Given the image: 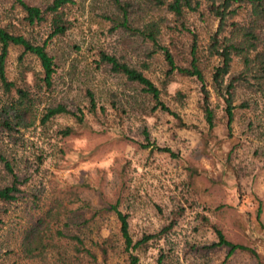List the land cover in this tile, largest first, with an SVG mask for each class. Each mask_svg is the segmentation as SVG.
<instances>
[{
	"label": "rangeland",
	"instance_id": "374dc122",
	"mask_svg": "<svg viewBox=\"0 0 264 264\" xmlns=\"http://www.w3.org/2000/svg\"><path fill=\"white\" fill-rule=\"evenodd\" d=\"M26 1L44 8L52 0ZM123 1L130 2L135 25L161 22V43L183 63L191 35L166 28L175 24L166 7L147 0ZM204 6L187 13L185 21L197 36L199 65L215 112L212 128L204 117L196 77L176 72L168 77L163 55L151 53L150 42L122 30L109 31L103 14L114 11L111 0H74L64 8L69 28L49 38V20L28 25L18 2L0 0V26L35 43L45 41L55 63L52 86L39 93L29 125L0 128V186L11 182L7 160L23 190L17 200L0 201V264H127L119 222L110 209L116 202L128 215L134 241L156 234L130 250L139 264H264V100L238 87L228 131L224 102L210 77L219 59L205 55L217 20ZM101 52L142 70L161 89L160 99L169 111L153 110L155 102L141 86L111 72L100 60ZM240 66L235 58L231 73ZM40 72L34 55L9 46L6 74L16 86L24 85L23 80L33 85ZM88 90L104 112L98 107L96 114L88 112ZM5 98L0 83V103ZM243 102L248 107H240ZM56 104L81 109L85 124L69 114L42 124L44 107ZM65 126L76 133L63 136L59 131ZM157 147L169 148L175 156ZM57 202L63 204L64 215L53 230L79 236L95 260L76 253L62 237L36 255L26 251L27 234L39 218L47 219L46 211ZM215 227L230 242L253 251L236 250L223 263L229 247H206L217 240Z\"/></svg>",
	"mask_w": 264,
	"mask_h": 264
},
{
	"label": "trees",
	"instance_id": "16d2710c",
	"mask_svg": "<svg viewBox=\"0 0 264 264\" xmlns=\"http://www.w3.org/2000/svg\"><path fill=\"white\" fill-rule=\"evenodd\" d=\"M24 11V20L28 25H38L49 20V37L63 35L69 28V22L65 18L64 8L74 2V0H52L44 8L34 5L26 0H15ZM114 11L104 13L103 17L109 21V31L122 30L130 36L140 37L152 45L151 53H161L166 61L168 77L174 72L185 76L196 77L201 83L202 109L209 128L214 126L215 112L210 105V91L206 87V80L203 70L200 67L201 56L196 44V33L190 30L186 24L185 15L189 12H200L204 3L206 12L217 20L215 30L209 35L208 44L205 47L207 57H217L219 63L211 71V82L216 94L223 100V116L226 120V127L231 131V123L234 118V110L237 107L235 102L238 87H243L264 100V0H147L156 6H165L166 10L172 14L174 25L166 27L170 31L179 30L191 35V45L184 55L183 63L177 62L176 54L163 45L160 41L163 27L160 21L149 20L141 25H135L130 18V2L123 0H111ZM243 14L240 19L236 16ZM18 45L23 53L34 55L41 66L40 75L34 80L33 85L16 86L14 81L8 79L6 74V58L9 46ZM237 58L240 61V69L231 73L233 61ZM100 60L109 65L111 72L123 76L129 82L138 83L142 93L155 103L152 109L158 107L169 111V108L161 101V89L150 80L145 73L126 62L121 61L116 56L100 53ZM55 63L52 55L46 49L45 41L38 44L22 34L9 32L0 26V83L6 98L0 103V128L12 130L15 126L29 125L27 123L33 115V107L39 99L42 89H50L53 83ZM171 80V78H169ZM166 84V83H165ZM35 88L36 90H32ZM89 98L88 112L97 113V102L94 94L87 91ZM240 107H248L243 102ZM101 112L105 109L98 107ZM58 114H69L76 119V123L84 125V112L81 109L72 111L63 104L44 107L40 122L45 124L52 117ZM59 133L67 136L76 133L72 126H65ZM147 145L145 144L144 147ZM158 150L168 152L172 156L175 154L169 148L157 147ZM7 174L11 176V182L0 186V201L11 202L17 200L22 195V184L16 172H14L9 161H4ZM117 202L110 206L115 211L119 222V235L122 240L123 249L128 253L127 264H139L136 254L130 250L137 249L145 245L156 234H144L140 239L134 241L129 232L128 215L117 208ZM63 204L50 206L45 217L37 220L30 232L27 234L29 242L23 243L30 256L43 252L47 247L55 245L56 237L67 238L72 243L76 253H84L89 258L95 260L96 256L89 247H86L79 236L71 234L67 236L61 229L53 230V224H58L64 215ZM260 210H258L259 213ZM2 220L0 219V224ZM168 226L163 227L159 233L166 232ZM217 240L212 242L207 248L217 246H227L229 250L225 255L223 263L236 250H248L249 247L230 242L220 229L214 228ZM46 237V240L44 239ZM26 240V241H27ZM253 251L252 249H250Z\"/></svg>",
	"mask_w": 264,
	"mask_h": 264
}]
</instances>
